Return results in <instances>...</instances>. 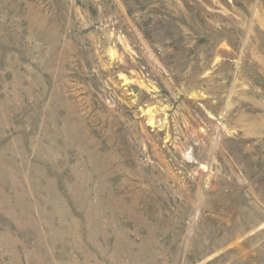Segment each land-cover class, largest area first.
I'll use <instances>...</instances> for the list:
<instances>
[{"label":"rangeland","instance_id":"1","mask_svg":"<svg viewBox=\"0 0 264 264\" xmlns=\"http://www.w3.org/2000/svg\"><path fill=\"white\" fill-rule=\"evenodd\" d=\"M0 264H264V0H0Z\"/></svg>","mask_w":264,"mask_h":264}]
</instances>
